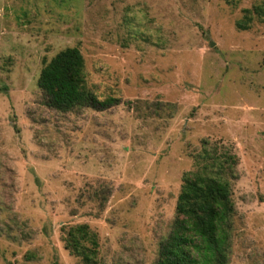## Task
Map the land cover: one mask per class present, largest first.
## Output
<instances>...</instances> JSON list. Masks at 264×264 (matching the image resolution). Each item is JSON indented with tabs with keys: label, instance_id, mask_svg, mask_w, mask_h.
Here are the masks:
<instances>
[{
	"label": "rangeland",
	"instance_id": "rangeland-1",
	"mask_svg": "<svg viewBox=\"0 0 264 264\" xmlns=\"http://www.w3.org/2000/svg\"><path fill=\"white\" fill-rule=\"evenodd\" d=\"M262 3L0 0V264H82L79 224L97 264H154L206 155L234 160L228 264H264V17L237 26ZM72 47L118 105H46L40 71Z\"/></svg>",
	"mask_w": 264,
	"mask_h": 264
},
{
	"label": "trees",
	"instance_id": "trees-1",
	"mask_svg": "<svg viewBox=\"0 0 264 264\" xmlns=\"http://www.w3.org/2000/svg\"><path fill=\"white\" fill-rule=\"evenodd\" d=\"M235 4L238 0H225ZM237 26L245 30L253 16L264 17V3L245 10ZM37 87L46 105L59 112L90 108L104 111L119 99L100 100L86 87L84 59L78 48L55 54L40 71ZM206 155V154H205ZM195 170L183 173L168 235L160 241L154 264H228L234 203L228 177L233 174L231 156L207 157ZM65 248L82 264H97L98 239L88 225L70 227Z\"/></svg>",
	"mask_w": 264,
	"mask_h": 264
},
{
	"label": "water",
	"instance_id": "water-1",
	"mask_svg": "<svg viewBox=\"0 0 264 264\" xmlns=\"http://www.w3.org/2000/svg\"><path fill=\"white\" fill-rule=\"evenodd\" d=\"M210 46L213 47L214 46V43L213 42H210Z\"/></svg>",
	"mask_w": 264,
	"mask_h": 264
}]
</instances>
